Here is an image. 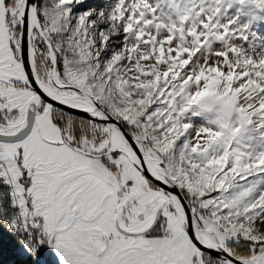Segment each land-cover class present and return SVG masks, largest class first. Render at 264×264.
Wrapping results in <instances>:
<instances>
[{"label":"snow or ice","instance_id":"obj_1","mask_svg":"<svg viewBox=\"0 0 264 264\" xmlns=\"http://www.w3.org/2000/svg\"><path fill=\"white\" fill-rule=\"evenodd\" d=\"M0 264H264V0H0Z\"/></svg>","mask_w":264,"mask_h":264}]
</instances>
